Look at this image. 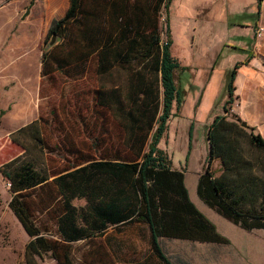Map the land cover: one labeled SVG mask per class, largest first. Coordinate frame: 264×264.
<instances>
[{"label": "trees", "instance_id": "16d2710c", "mask_svg": "<svg viewBox=\"0 0 264 264\" xmlns=\"http://www.w3.org/2000/svg\"><path fill=\"white\" fill-rule=\"evenodd\" d=\"M169 2L170 0H159L157 5L158 14L161 6L165 9V38H161L159 30L156 35L152 34L158 49H110L109 52H102L103 57L110 54L112 66L116 63L126 68L127 89L123 91L119 85L96 89L91 104L86 105L90 113L79 115L84 134L90 140L86 148L77 146L73 142L75 135L71 136L62 129L64 118L58 117L55 110L51 120L39 116L17 129L36 125L34 140L40 155L45 159L50 152L62 155L57 151L60 150L58 145L72 156L71 160L63 157V166L52 171L44 163L41 164L42 161L36 163L30 158L19 162H5L9 166L4 171L11 190L8 205L28 235L25 242L26 261L37 262V256L41 257L50 247L44 228L34 218L29 204L32 197L30 192L38 195L45 187V180L58 173L53 181L65 192L67 205L71 191L74 193L78 190L74 194L85 198L78 213L86 231L103 227L108 222L145 221L151 227L153 242L159 253L155 241L158 234L228 242V237L190 200L184 184V172L170 166L168 155L158 145L166 131L169 116L174 114L171 111L173 102L177 103V109L181 104L180 91L174 81V69L179 63L170 52L167 15ZM76 8L77 0H70L65 14L52 20L48 37L53 31L60 35L62 24L75 14ZM62 62L61 49L50 47L47 51L43 50L41 75L60 68ZM129 62L150 64L152 70L159 71L158 79L157 76L154 78L158 80L156 85L153 79L142 74V69L133 71L129 78ZM238 64L235 63L230 73L228 98L224 103L226 112L229 110L228 104L233 101L232 80ZM107 65L108 61H105L103 66ZM3 112L4 109H0V116ZM111 112H116L121 118L125 148L114 149L112 154H108L110 150L104 154L101 149L99 156L94 157L88 149L100 148L101 144L98 137L100 126L94 132L93 125L96 124L97 117H106ZM241 120L236 113L231 117L217 114L208 124L209 164L199 174L197 194L218 213L241 227L264 228V136L254 131L252 126H242ZM45 127L58 130L53 142L47 141L43 133ZM85 140V137H81L79 142ZM213 159L219 160L218 173L210 168ZM109 177L112 179L111 193L104 190ZM37 199L42 200L44 206V196L39 193Z\"/></svg>", "mask_w": 264, "mask_h": 264}, {"label": "crops", "instance_id": "0c3cea01", "mask_svg": "<svg viewBox=\"0 0 264 264\" xmlns=\"http://www.w3.org/2000/svg\"><path fill=\"white\" fill-rule=\"evenodd\" d=\"M158 1L77 0L75 14L62 24L60 40L51 47V49H61L63 60L61 67L44 74V76L40 72V78H52L54 72H59L58 69H60L61 76L67 80L84 79L89 76L91 70L96 79L112 76L114 70L119 67L126 71L125 67L116 63L112 66L110 54L103 57L102 52H109L110 49H158L152 36V34L156 35L159 30ZM170 2L167 7V15L172 44ZM216 4L221 5L229 26H242L241 32L234 34L232 40L224 41V44H228L230 48L241 52L235 60V63L239 64L232 80L233 101L230 113L234 112L241 118H245L254 131L264 136V0H260L259 3L258 0H201L199 7L204 6L203 8L208 9ZM69 5L70 0H29L27 6L23 8L24 12H27L24 20L31 21L33 25L40 22V28L38 33L35 31V27H31V31H25L26 33L21 30L20 36L40 38L41 43H44L48 38L52 20L63 16ZM199 7L197 11H200ZM186 9L188 10V8ZM190 10H192L191 7ZM258 25H261L263 30L261 34L256 35L254 30ZM221 50L211 63L198 99L193 105L194 116L197 113H203L204 109L210 105L209 90L215 79L216 61ZM113 51L116 52V50ZM172 56L174 57L173 54ZM105 61H108L107 66H103ZM177 61L179 65L175 69L186 66L179 60ZM138 69H142L144 71L142 74L153 79V83L155 82L154 85H156L158 80L155 79L156 76L158 79L160 72L152 70L150 64L129 62V78L131 73ZM225 79H228V75L225 76ZM174 81L180 91V81H176L175 78ZM109 82V84H106L107 82L89 84L88 93L92 96L96 93L97 88L102 86L112 88L118 85L116 79L113 84L110 80ZM159 88L161 92V87ZM227 98L228 96L223 98L222 106L209 114L208 119L210 120L207 122V127L215 115H228V112L224 110ZM180 106L181 114L182 98ZM175 115L178 114H172V116ZM62 129L70 130L67 127ZM192 129L193 122L190 124L189 132ZM79 139L77 135L72 140L78 144ZM190 146L191 138L189 149ZM161 148L170 159L167 150ZM188 154L189 150L186 158ZM170 166L184 172V184L190 200L215 224L214 219L218 220V212L197 194L198 177L203 170H199L193 176L187 175L186 168L182 165L170 164ZM57 175L59 173L52 174L45 180L44 206L41 200L37 201L35 209L32 207L34 218L44 228V234L50 245L41 257L38 256L44 264H264L262 259L264 250L254 247L256 246L254 243L259 240L253 238L256 237L253 232L260 228L245 229L234 222L229 227L237 231L239 236L234 235L232 238L222 233L228 237V242L158 234L155 241L160 253L155 248L151 227L145 221L108 222L103 227H94L86 231L78 213L79 207L85 203V198L74 194L78 193V190L74 193L71 191L67 205L65 192L60 190L58 184L53 181ZM111 180L109 177L108 185H104V190H108L109 193L112 191ZM115 190L116 188L113 192ZM42 191L40 190L38 195L39 193L42 195ZM38 195H35V192L32 193L34 198ZM196 196L200 199L198 197L197 199ZM5 228L7 227L5 226ZM27 239L26 233L20 242V259L25 257ZM5 245L10 246L9 243ZM10 248L13 252L15 251L14 247Z\"/></svg>", "mask_w": 264, "mask_h": 264}, {"label": "rangeland", "instance_id": "374dc122", "mask_svg": "<svg viewBox=\"0 0 264 264\" xmlns=\"http://www.w3.org/2000/svg\"><path fill=\"white\" fill-rule=\"evenodd\" d=\"M28 1L0 0V109H4L0 116V166H2L0 171V264H44L38 256L37 262L26 261L25 257L20 259V242L26 232L8 205L11 190L9 179L5 176L4 171L9 166L5 165V162L9 160L19 162L30 158L36 163L42 161L41 164L44 163L52 171L63 166V162H65L63 157L72 159V156L68 154L70 152L63 150L60 145H58L60 150L57 151L61 152L62 155L57 152H50L47 159L42 157L34 140L35 124L21 130L17 129L39 116L51 120L55 110L58 117L64 118L62 126L70 129L67 131L71 136L80 133L78 135L80 138L85 137L87 139L78 142V144L73 141L77 146L86 148L90 140L84 134L79 115L90 113L86 109V105H90L92 101V96L87 90L89 84L101 82L109 84V80L113 84L116 79L123 91L127 89L126 72L122 67L114 70L112 76L99 79L95 78L92 70L89 76L84 79L67 80L58 71L53 73L52 78H40L41 53L48 38L45 39L44 43H41L40 38L20 36L21 30L30 32L31 27H35V31L38 33L40 28V22L33 25L31 21L24 20L27 12H24L23 8L27 6ZM200 1L171 0L170 2L169 13L173 38L170 47L171 53L181 64L186 65L184 68L174 70L175 80L180 81L183 108L180 114L181 106L177 109V103L173 102L171 111L178 115L169 117L167 120L168 127L158 144L167 150L171 157L170 164L182 165L186 168L187 175L193 176L199 170L204 171L209 164L207 139L209 114L222 106L223 98L228 96L230 73L235 67V60L241 53L230 48L228 44H224V41L232 40L234 34L242 30L241 25H228L221 5L216 4L207 9L203 8L204 6L199 7L201 6L199 5ZM187 5H190L193 11ZM198 7L200 11H197ZM164 17L165 9L161 6L158 19L162 39L165 38ZM254 34H256L255 30ZM220 49L222 50L216 61L215 79L209 90L208 101L210 105L204 109L203 113L200 112L194 116L192 113L193 105L198 99L207 71ZM227 75L228 79H225ZM229 106H231L230 103ZM233 113L228 110L229 117L233 116ZM99 115L101 116V114ZM241 119L246 120L245 118ZM191 122H193V129L189 132ZM95 123L93 131L96 132V128L100 126L98 137L101 145L100 148L88 149L92 156L98 157L101 149L104 154H107L108 150H110L108 154H112L114 149L124 150L121 118L116 112L108 113L106 117H97ZM154 127L155 124L150 133ZM57 131L56 128L45 127L43 129L47 141L50 142L55 140ZM70 135L69 138H72ZM190 138L191 146L189 149ZM244 147L247 149L246 145ZM188 150L189 154L186 158ZM218 165L219 160L213 159L210 168L216 172ZM42 190L41 196H44V189ZM30 193L32 195V192ZM37 201L41 200H37V197H30V207L35 209ZM217 217L218 220L214 219V222L221 233L232 238L234 235L239 236L237 231L229 227L233 223L232 221L220 213H217ZM237 227L242 229L240 226ZM253 233L256 234V237L253 238L259 240V242L254 243L256 245L254 247L264 250V228L256 229ZM6 243H9L10 246L5 245ZM10 247H14L15 251L13 252ZM262 259L264 263V251L262 252Z\"/></svg>", "mask_w": 264, "mask_h": 264}, {"label": "water", "instance_id": "95a60500", "mask_svg": "<svg viewBox=\"0 0 264 264\" xmlns=\"http://www.w3.org/2000/svg\"><path fill=\"white\" fill-rule=\"evenodd\" d=\"M59 40H60V35L57 32L53 31L49 35L48 39L46 40L43 50L47 51L50 47L56 44ZM240 123L242 126L248 127V123L246 120L242 119Z\"/></svg>", "mask_w": 264, "mask_h": 264}, {"label": "built area", "instance_id": "2783aa9c", "mask_svg": "<svg viewBox=\"0 0 264 264\" xmlns=\"http://www.w3.org/2000/svg\"><path fill=\"white\" fill-rule=\"evenodd\" d=\"M262 30H263V27H262L261 25H258V26L256 27V29H255V32H256L257 35H259V34H261ZM231 108H232V106H229V107H228L229 110H230Z\"/></svg>", "mask_w": 264, "mask_h": 264}]
</instances>
